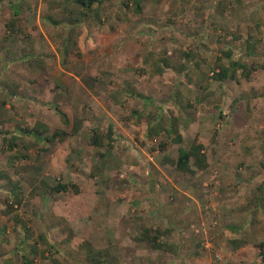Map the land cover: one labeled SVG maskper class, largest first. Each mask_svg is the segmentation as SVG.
<instances>
[{
  "label": "rangeland",
  "instance_id": "374dc122",
  "mask_svg": "<svg viewBox=\"0 0 264 264\" xmlns=\"http://www.w3.org/2000/svg\"><path fill=\"white\" fill-rule=\"evenodd\" d=\"M13 1L0 0V264H86L82 241L117 264H264V207L251 211L264 182V0H139L141 12L103 0L86 17L22 0L24 35L7 30ZM226 52L249 79H214ZM37 122L66 134L39 142ZM194 143L208 167L182 173L179 149ZM146 230L162 248L138 240Z\"/></svg>",
  "mask_w": 264,
  "mask_h": 264
},
{
  "label": "trees",
  "instance_id": "16d2710c",
  "mask_svg": "<svg viewBox=\"0 0 264 264\" xmlns=\"http://www.w3.org/2000/svg\"><path fill=\"white\" fill-rule=\"evenodd\" d=\"M17 2L10 3V12H11V20L7 23V30L10 34H26V16L23 14V5L21 4L22 0H15ZM103 0H62V4L64 9L67 11V7L74 6L75 9L81 10L79 15H83L86 17L89 13L95 11L96 7L101 5ZM135 9L137 12H141L140 1L135 0ZM73 12V11H72ZM73 19V18H72ZM76 21H79L78 19ZM249 52L248 54H251ZM224 55L229 59L228 65L222 64L220 66L219 72L214 73V79L220 82H225L227 80H235L236 75L239 71H242L244 77L246 79L250 78L251 71L247 65L242 63L236 62L232 59V52H226ZM164 67L170 68L167 61L163 60ZM158 73L161 75L163 73V68L157 70ZM55 111L57 112L60 120L62 121L63 125L69 126V118L66 113H64L60 108L54 107ZM151 130V129H150ZM160 130H163L160 128ZM20 132L24 133L22 130ZM153 132V131H150ZM149 132V133H150ZM29 134L34 137L35 140L39 142H53L61 135H65L64 131H56L53 134H49V127L37 122L35 126L30 130ZM151 134V133H150ZM159 135L160 131L154 130V134L152 135ZM113 135H114V128L113 126H109V145L113 143ZM101 135L95 133L92 136L91 143L93 146H100L101 145ZM176 143L181 142V137L175 138L174 140ZM16 144H13L11 148H15ZM112 147V146H111ZM204 146L202 144L194 143L191 145L189 149L180 148L178 152V158L175 163L176 169L182 173H190L195 174L197 170H205L208 167L207 156L204 152ZM77 187V186H73ZM71 190V186L69 184H58L53 188L54 193H67ZM252 208L251 211H260L264 207V182L257 188L254 193V197L252 200ZM147 236L141 237L138 239L139 241L142 240L148 243L154 249L162 248V245L158 244L157 238L151 236L150 231L146 230ZM82 251H84V261H87L86 264H117V258L113 256L107 250H98L94 248L91 243L88 241L81 242ZM53 247V246H52ZM168 250L174 251V248L169 246L167 247ZM33 261L28 259L25 255H23V262L22 264H32ZM119 264V263H118Z\"/></svg>",
  "mask_w": 264,
  "mask_h": 264
}]
</instances>
